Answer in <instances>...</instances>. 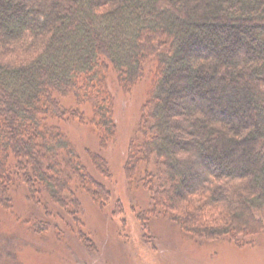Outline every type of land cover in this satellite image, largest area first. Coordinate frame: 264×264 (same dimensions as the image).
<instances>
[{
  "label": "trees",
  "instance_id": "trees-1",
  "mask_svg": "<svg viewBox=\"0 0 264 264\" xmlns=\"http://www.w3.org/2000/svg\"><path fill=\"white\" fill-rule=\"evenodd\" d=\"M154 56L152 101L129 137L130 184L153 179L155 205L198 237L262 231L264 0H0V205L32 203L28 219L38 226L61 227L65 209L84 229L75 239L91 247L80 186L99 209L108 206L110 219L134 218L148 239L147 215H134L141 204L124 200L117 180L109 184L78 159L68 162L70 176L60 175L42 159L39 136L48 152L72 150L61 134L40 129L41 118L60 117L54 92L89 103L90 81L112 73L114 94L139 81ZM105 100L94 116L103 142L118 131ZM151 160L156 171H143ZM95 163L112 173L104 159Z\"/></svg>",
  "mask_w": 264,
  "mask_h": 264
},
{
  "label": "rangeland",
  "instance_id": "rangeland-1",
  "mask_svg": "<svg viewBox=\"0 0 264 264\" xmlns=\"http://www.w3.org/2000/svg\"><path fill=\"white\" fill-rule=\"evenodd\" d=\"M156 60V56L144 60L145 72L141 79L126 89L119 86L120 89L114 94H111L112 91L109 93L110 83L115 80L112 73L102 80L90 81L89 90L85 89V92H88L87 97L90 96L91 101L83 105L82 95L65 98L54 92L60 117L55 115L41 118L43 121L40 129L46 134H61L73 151L66 148L48 152L45 147L47 139L43 141V136H39V147L44 150L42 159L54 162L60 175L70 176L68 162L75 164L78 159L83 161L91 173L104 181L112 183L117 180L112 187L119 195L135 205L141 204L136 205L134 215H147L149 238L145 240L144 232L139 230L132 217L128 224L124 223L126 225H122L119 217L110 219L108 206L99 209L97 202H93L88 195L89 192H82L78 186L83 202L81 213L86 227L93 233L90 235L94 240L93 246L87 247L75 239L76 231L84 230L77 215H69L64 209L61 227L54 224L38 226L37 221L28 219L30 208H34L32 203L28 205L25 202L22 205L15 198L8 207L0 205L3 213L0 212V264H264V229L253 235L233 236L229 232L212 238L198 237L155 205L150 194L153 179L147 176L137 186L130 184L126 163L134 150L129 137L135 133L143 111L152 101V90L160 72ZM79 83L87 87L89 82L85 74L80 76ZM102 98L111 101L118 126L115 138L107 142L101 140L97 129L99 117L96 108ZM48 112L53 115L52 111ZM81 112L84 118H81ZM73 125L76 126L71 128ZM95 157L98 160L104 159L112 173H102L95 163ZM154 164L153 160L150 163L144 162L141 168L143 171L144 168L156 171ZM78 179V175L73 176L74 187L79 183ZM19 189L21 195L26 192L25 187ZM178 212L181 213L180 209ZM258 216L263 217V214L259 213Z\"/></svg>",
  "mask_w": 264,
  "mask_h": 264
}]
</instances>
